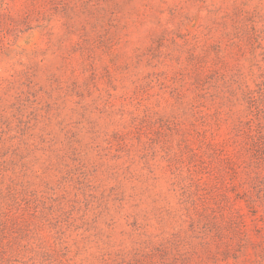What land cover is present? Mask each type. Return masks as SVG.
Here are the masks:
<instances>
[{
    "label": "rangeland",
    "instance_id": "1",
    "mask_svg": "<svg viewBox=\"0 0 264 264\" xmlns=\"http://www.w3.org/2000/svg\"><path fill=\"white\" fill-rule=\"evenodd\" d=\"M0 264H264V0H0Z\"/></svg>",
    "mask_w": 264,
    "mask_h": 264
}]
</instances>
